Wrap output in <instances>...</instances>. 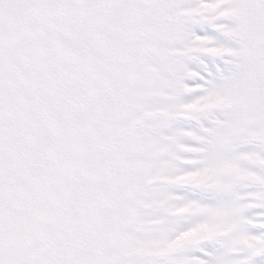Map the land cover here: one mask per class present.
Here are the masks:
<instances>
[{
	"label": "snow or ice",
	"instance_id": "snow-or-ice-1",
	"mask_svg": "<svg viewBox=\"0 0 264 264\" xmlns=\"http://www.w3.org/2000/svg\"><path fill=\"white\" fill-rule=\"evenodd\" d=\"M0 264H264V0H0Z\"/></svg>",
	"mask_w": 264,
	"mask_h": 264
}]
</instances>
